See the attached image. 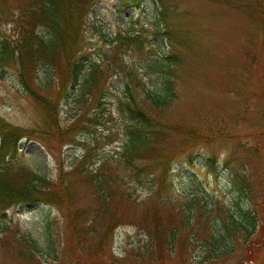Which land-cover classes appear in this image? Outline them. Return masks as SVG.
I'll list each match as a JSON object with an SVG mask.
<instances>
[{
  "label": "rangeland",
  "instance_id": "1",
  "mask_svg": "<svg viewBox=\"0 0 264 264\" xmlns=\"http://www.w3.org/2000/svg\"><path fill=\"white\" fill-rule=\"evenodd\" d=\"M24 1L0 0V36L16 37L11 17ZM92 1L78 54L86 67L75 87L61 93L58 72L40 64L34 91H26L16 54L0 67V119L23 128L25 135L14 158L5 161L45 176L58 192L62 178L73 209L69 219L62 208L44 203L0 209V264H264V224L250 246L228 238L229 252L221 258L204 260L206 251L197 242L177 243L172 253L155 260L149 236L133 220L155 188L152 177L142 167L133 178L119 154L130 123L121 110L126 83L133 89L137 78L157 88L166 75L174 99L158 120L175 141L187 130L185 142L196 144L186 143L188 148L172 159L159 199L181 212L193 199L206 201L237 217L252 209V198L264 199V66L256 57L262 17L257 0ZM138 31L137 42L126 40ZM166 55L174 56L172 66L165 73L155 70L153 61L169 62ZM136 89L141 95V87ZM36 95L56 104V119ZM85 152L92 168L105 162L126 190L116 208L100 214L97 227L81 215L93 210L92 190L72 171ZM118 215H128L124 224L114 225ZM108 222L115 227H103Z\"/></svg>",
  "mask_w": 264,
  "mask_h": 264
},
{
  "label": "trees",
  "instance_id": "2",
  "mask_svg": "<svg viewBox=\"0 0 264 264\" xmlns=\"http://www.w3.org/2000/svg\"><path fill=\"white\" fill-rule=\"evenodd\" d=\"M92 2L25 0L17 15L11 17L12 31L13 34L16 33V37L12 38L4 33L0 36V67L6 65L11 56L16 54L20 66L19 79L26 91H34L33 83L40 64L49 65L53 72H58V88L61 93L75 87L81 81L86 67L78 54L86 16ZM257 2L262 17L261 41L258 45L260 52L256 57L258 61H263L264 66V0ZM157 33L160 31L157 30ZM165 35L171 39V35ZM141 36L142 31H138L133 36L129 35L126 40L137 42ZM165 59L169 62L153 61L152 67L165 73L172 66L174 56L166 55ZM92 78L90 75L91 81ZM167 80V76L163 75L157 88L145 87L137 78H133V89L129 82L125 85L126 100L121 103V110L130 123L126 126V139L119 153L121 165L125 170L133 171V178L144 167L146 174L152 177V186H155L144 203L145 209L138 215L133 213V220L149 236V251L155 260H161L165 253H172L177 243L181 247L185 243L197 245V242H201L198 246L204 247L206 251L204 260L221 258L229 252L225 243L228 238L241 240L249 246L255 243L253 236L257 234L260 225L264 224V199L252 198L249 201L252 209H248L240 217L206 201L193 199L186 204L187 211L181 212L182 210H177L167 200L159 199L157 194L164 185L172 159L188 148L187 144H196L189 140L185 142L189 133L187 130L183 132L181 140L175 141L158 120L160 111L174 99ZM137 87H141V95L138 94ZM35 99L40 105L47 107L52 118L56 119L55 103H48L38 95ZM23 136V128L0 119V209L18 204L44 203L62 208L69 219L73 209L70 210V192L66 193L67 185H62V178L61 192H58L51 188V183L45 176L29 167L11 164L10 159L14 158L18 142ZM89 156L85 152L72 171L83 177L92 190L93 210L84 211L81 215L86 217V224L97 227L102 225L97 221L100 214L111 210L113 205L116 208L118 198H124L126 190L123 180L115 172H111L105 162L97 169L92 168L93 164L88 162ZM7 157L10 159L5 161ZM240 183L243 191H246V179L242 178ZM133 201L135 203V199ZM214 214L217 216L212 218ZM127 217L128 215L115 216L117 220L114 218V225L116 221L118 225L124 224ZM114 225L108 222L103 227L113 229ZM201 226L204 228L201 229ZM256 243L262 244L261 241ZM33 246H37L36 241H33ZM32 253L30 252L31 256Z\"/></svg>",
  "mask_w": 264,
  "mask_h": 264
}]
</instances>
